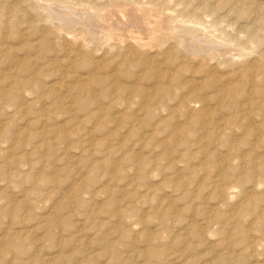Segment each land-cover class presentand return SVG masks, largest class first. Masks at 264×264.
I'll return each mask as SVG.
<instances>
[{"label":"rangeland","instance_id":"374dc122","mask_svg":"<svg viewBox=\"0 0 264 264\" xmlns=\"http://www.w3.org/2000/svg\"><path fill=\"white\" fill-rule=\"evenodd\" d=\"M0 1V61H2V63L0 62V253H4L3 257H1L2 254H0V264H28L29 262V264H95L96 262L97 264H110V262L111 264H160L157 261L161 262V264H173V262L174 264H190V262H192V259L194 262L196 260L198 261V259L200 260L198 261L199 263L193 262L194 264H205V262H210V264H226V262H224L225 260H231V262L232 260H235L233 263L230 262L231 264H235V262L236 264H239L241 262V264H248L249 252L252 250V247H250V245H248L247 243L249 242V244H251L250 238H252L253 241L258 242L264 239L262 238V233H259V231L264 232V227L255 226L256 228H254L253 230L251 229L250 231L248 230L249 232H246L243 227L240 228V225H238V228L233 227L235 225L234 223L236 222H233L235 219L238 222L242 220L243 223V220L245 219L242 217L236 218L234 213L239 210L241 206V204L239 203H243V199L245 202V198L247 197V195V199H251H249V201H252V198L255 197L256 199H253L254 201H257L255 202L256 205H261V207H264V186L260 185L253 191V189L251 190V187L249 186V184L251 183L249 181H246L247 184L244 183V185L246 186H242V184L240 188L242 191H244L245 189L247 191H251H246L247 194H245L246 192L242 194L240 193V188H236L237 192L233 194L232 198L220 196L218 192L215 191L218 188L226 189L233 185V183L230 181H225L224 183V180L221 179L222 172L219 170L220 168H223L224 166V168H229L231 165L236 164V162H240L243 165V161H240L241 158L242 160H250L249 162H252L256 158H258L257 160L264 159V146H261L264 145V143L261 142L262 137L259 136L260 139L258 138L261 141H254L256 140V138L252 136V134L250 135L251 132L248 134L247 131L248 127L256 129L257 131L263 130L261 129L263 123L262 120L260 122V119L255 116V113L254 116L252 115V112H257V110L259 111L261 109L264 112V94H261L264 93V75L262 77V73L264 74V69H262L263 72L262 70H259L261 74L259 72H256L257 76L255 80L257 79L258 81H254V84L251 83V85L246 84V87L244 85V87L242 86L244 89H253V94L249 98H251L250 101H257L255 104L258 106L251 105V110L248 115H245L244 113L240 114V112L236 111L238 110L237 105L245 103V99L240 98L241 100L237 99L238 103L233 108V111L229 109L222 110V108L220 107L226 104L227 101H223L224 103L221 102V106L218 107L220 102V100H218V96L222 95L218 94L219 92L215 90L217 87H214L215 83H213V80L214 82L216 80V82L219 81L222 83L223 79H225L222 84H229L227 85V88L233 87L234 85L236 86L237 83L240 82L235 75V71L239 67L236 68L235 65H222L221 67L212 69L213 64L211 62H209L208 64V61H200V56H197L195 52L199 47L208 45V41H199L198 37V39L192 42L196 45V48L191 46V44L190 46H188L189 48H176V52L174 51L175 49L171 51L175 56L171 52L167 54L155 55L159 51L151 47L148 48L149 53L145 52L143 53V55H139L138 59L132 54L129 55L128 53H125V51L121 49L120 52L118 49L116 51L111 50L106 53H104L105 51L97 50L98 53L93 51V55L90 57L89 55H91L92 52H89L91 54L84 51L83 52L85 54L76 52V46H74V44L71 42L72 40L69 38V33H72L73 31L75 32L77 29H81L85 26L88 28V30H91L90 27L91 24H93L92 22L94 21V19L91 18L88 12L80 8V6L96 4L103 7V4L107 2L106 0H86V2L84 0ZM115 1L121 2L119 0ZM138 1L139 4L141 3L140 6L139 4L138 6H131V4L129 5L131 6V8H134L135 11L141 12L144 8H147L146 5H148V1ZM160 1L166 5L164 7V11H162L161 13L162 15L159 16V20L165 15L172 14L175 10H177L175 12H178L179 8L177 7L178 9H176V7L173 6V3H178L177 0ZM224 1L228 2L227 5ZM239 1L202 0L205 11L202 10L203 13L199 14V17H202V20H205L206 23L211 22L212 20L214 21V19L216 22L218 20L220 21L218 23L219 30H225L228 33L230 32L234 34L236 33L238 26L245 25V19H242V17L239 16L238 19V17L234 15L235 13L233 9H231L234 4H246L244 5V8L246 6L247 7L245 9L249 7L246 11L252 18L256 17L259 19L261 17H264V5H262L264 4V0H261V2L260 0H250L251 3H249V0ZM16 2L19 3V5ZM213 2H215L216 4ZM257 2H259V8H257ZM192 3H194L195 5L197 2L195 0H192ZM209 3L213 5H211L212 7H209L207 11L206 8H208V6L210 5ZM253 3L256 5H254ZM61 4L64 6L62 7ZM76 4L77 7H75ZM129 5L126 8L130 7ZM218 6L220 7L219 9ZM174 8L175 10H173ZM105 9H107V11L105 10V12L107 13L110 12V9L116 10L115 7L113 9V7L109 8V6H105ZM66 12L68 13L66 14ZM11 13H14V15L11 16ZM253 13L256 15H254ZM109 14L110 16L115 15L114 12H110ZM70 15L72 16L70 17ZM150 15L153 20L157 19L155 12L151 11ZM64 17H66V19L68 17H70L71 19L73 17L74 18L72 20L70 18L66 20ZM75 17L79 18L76 19ZM235 18L239 21H236ZM83 20L86 22H84ZM67 21L72 22L69 24V22ZM73 22L76 23L74 24ZM48 23L51 25V27ZM59 24H61L64 28L59 27L61 26ZM71 24L73 29L71 28ZM78 24L81 26L78 27ZM226 24L228 28L227 30L224 29V25L226 27ZM255 24L257 25V23ZM29 26L30 28H28ZM57 26L58 28H60V30L55 31L57 30ZM68 27L69 30H67ZM92 27H94V25H92ZM52 28H54L55 30ZM63 29L68 31V34H65L66 32ZM55 32H58V35ZM63 34H65L68 38L64 37ZM255 34L256 37H261L262 39L264 37V31L262 30L260 33ZM68 40L71 42V44L70 42H68ZM211 41L210 44L212 45L209 44V46H206L211 47V52L216 53L218 51L221 52V49L223 50V48L219 47L220 44L218 41H216V43H214L213 40ZM214 45H216V47ZM4 47L6 48V50H4ZM7 47L9 48L7 49ZM179 50H181V52H179ZM183 50L185 53L183 52ZM100 55H104L102 57V59L104 58L102 61L105 63L102 64V66L104 67L99 66L97 69V66L91 63L95 61V59H101L98 57ZM178 56H180V58ZM78 57L80 58L78 59ZM106 58H109V61ZM120 58H122V60L126 62L124 63V66L123 61ZM145 58L146 60L143 61V59ZM128 59L130 64L128 63ZM175 59L177 60V63L175 62ZM81 60L84 62L82 63ZM131 60L132 62H130ZM149 60H151V63L149 62ZM147 62H149L150 64ZM87 63H89V65ZM132 63H135L136 66ZM14 64H16L17 66H15ZM139 64H141L140 69L138 68ZM206 64L207 70L205 69ZM68 65L74 68H69ZM82 65L86 66V69L85 67L82 68ZM111 65L113 66V68ZM126 65H130L129 67L131 68ZM103 68L109 70H104V72L102 71ZM144 68H146V70ZM243 69L242 67L240 68V70ZM212 70H214V72ZM97 71H100L101 73H97ZM117 71L121 74L117 73ZM129 71H131L130 74ZM107 72H109L108 74L110 75H108ZM201 72L202 74H200ZM84 73L89 75L86 79L87 81L85 80V87L83 84H81L83 85L85 90L81 85L78 86L75 83L77 79L75 78V76L78 77V74L82 75ZM139 73L141 76L139 75ZM145 73H147L148 75ZM149 73H151V75ZM205 73H207V75ZM91 74H94V77ZM126 74L128 75L126 76ZM258 74L260 75V77ZM106 75H108V79ZM159 75L161 77L156 78ZM165 75L169 76V79ZM137 76H139V78ZM145 76H149L148 79H146ZM216 76H218V78ZM99 77L101 78V80ZM134 78H137L138 80ZM207 79L211 80V85ZM230 79L234 83H231ZM97 80L100 83H98ZM102 80H105L104 83L102 82ZM20 81L25 83V86L21 83H19L18 85L15 84V82ZM107 81H109V83ZM28 82L30 83V85ZM106 82L107 84H105ZM170 82L175 83L172 84ZM136 84H139L140 88H144L145 90H139L140 88ZM110 85L111 89L108 87ZM123 85L129 88L126 87L127 89H123L127 92L125 91V93L122 95L123 91H121L120 89L124 88ZM161 85L163 86V89L165 88L164 91L167 92H164L163 89H161ZM76 86L78 87L76 88ZM114 87L117 90H112V88ZM242 87H240V89ZM105 88H107V90ZM237 88H239V86H237ZM170 89H172L171 92H169ZM259 89L261 91L258 92ZM28 90L30 91L28 92ZM192 90H194V92ZM15 91H17L16 93L19 94L14 93ZM24 91L26 92L25 94L23 93ZM120 91L121 94L118 93ZM256 91L258 92V94H256ZM160 92L162 94H159ZM132 93L134 94L132 95ZM135 93L142 94L139 97V94L138 96H134ZM144 93L147 97H150V95L152 94L153 96L158 94L157 96L159 98L157 101L154 100L153 102H151V100H153L151 99L153 98V96L151 98H147L144 97ZM194 93H198L196 96L198 100L202 101V103L200 102L199 104L198 102L196 105L192 103L194 101L192 100V98L195 96ZM130 95L134 98H132L133 100L131 99V101ZM160 97H162V99ZM190 98L191 100H188ZM143 99H149V101H145ZM24 100L26 102H24ZM169 100H171L172 103ZM181 102L182 106H186L188 104L186 107H184L185 109L180 106ZM232 105L234 106L233 103L230 106L233 107ZM187 108L190 109L186 110ZM196 108L198 109L195 110ZM148 109H151L153 113L151 112V110H149V112ZM168 109H172L171 112H169L170 110ZM178 109L180 111H178ZM202 111H204V114ZM206 111H208L210 115L206 116ZM195 113L198 115H196ZM161 114L163 115L161 116ZM181 114L184 116H182ZM191 116L192 118H190ZM232 116L236 117L233 118ZM194 117L196 120H194ZM244 117L245 119L242 120ZM248 117H250L251 119H248ZM193 122L196 123L192 124ZM228 123L230 126L226 127L225 125H228ZM187 126L188 128L185 130ZM239 126L244 127L242 129L240 127V130H238L239 128L237 129V127ZM218 129L219 132H216L218 131ZM178 130H180V132H178ZM181 130L183 131L182 133ZM222 130L225 134L222 133ZM209 132H211V134L208 136ZM177 133L181 134L178 135ZM219 133H222L223 136ZM246 136L251 137L253 140ZM208 137L210 139H208ZM2 138H4V140ZM225 138H228L227 141ZM186 140L188 141V143ZM258 146H260L261 148ZM235 147L237 150L234 149ZM238 147H240V149ZM230 150H232L231 154ZM249 152H251L253 156ZM227 153L230 155H227ZM248 153L250 156L248 155ZM221 157L223 158V160H221ZM210 159H212V161ZM216 161H218L219 163ZM223 161L225 162V164ZM220 162L222 165H224L222 166ZM228 162L232 164L230 165L228 164ZM218 164L220 166H218ZM208 165H211L209 166L211 168H208ZM141 166L142 168H145L142 169ZM243 166L241 167L246 169L247 166L245 164ZM207 168L209 170H207ZM209 171H212V173ZM239 172H236L235 176L241 177V173ZM213 179H215V181H213ZM258 179L260 178L258 175H256V177H254V180L259 181ZM42 180L45 182H42ZM43 184L45 185L43 186ZM219 185L223 187H220ZM255 190L257 191L255 192ZM221 197L222 199H220ZM261 198L263 201L261 200ZM226 200L229 203L226 202ZM221 202H223L222 206H220V204H222ZM219 206L222 208H220ZM198 209L200 211H197ZM216 211L218 212V215ZM214 213H216V215ZM213 215H215L214 219H219L217 221L212 219ZM231 219H233L232 222H230ZM189 222L191 224H189ZM224 223H226V225ZM223 225L226 226L229 230L226 227L224 228ZM192 226H196V228H192ZM197 227L199 228L198 230ZM185 228H187V230ZM190 228L194 231H191ZM48 229L52 231L50 232ZM2 230L4 233L2 232ZM4 230L6 231V233ZM253 231H255V233ZM29 232L35 235L29 236L32 235L31 233L28 234ZM200 232L202 235L200 234ZM257 232L258 235L256 234ZM226 233H228V235ZM9 234L11 236H8ZM240 234H242V236ZM56 235L57 237H55ZM2 236L3 238H1ZM226 236L228 238L230 236L231 239L228 240ZM14 237L18 240L22 238L23 239L22 241H18ZM31 237L34 238L31 239ZM36 237L37 239H35ZM59 237H61V239ZM34 239L36 240L37 244L35 243ZM153 239L157 240V242L154 240V243V241H152ZM41 240L43 242L45 241V243H43ZM67 240L68 242L69 240L71 242H69L68 244ZM83 241H85L86 243ZM114 241L115 244L119 242V246H117V244L115 245L113 243ZM176 241H178L177 243L179 245H174ZM150 242H153V245ZM15 243L18 244V247ZM32 243L33 245H31ZM58 243L59 245L61 244L62 247H60L61 245L59 246ZM76 243L79 245V247H75V245H77ZM149 243L151 244V246ZM133 244L136 246H134ZM182 244H184L186 247H182ZM238 244H246L249 248H247L246 245L239 246ZM22 245L24 246L22 247ZM34 245L35 248L33 247ZM105 245L107 248L105 247ZM15 246L18 250L15 248ZM40 246L42 248H40ZM57 246H59V248ZM193 246L196 250L193 248ZM24 247L27 253H24L26 252L24 250ZM32 247L34 248V250H36V252ZM63 247L64 249H61ZM117 247L120 249V251ZM76 248H78V254L76 253ZM151 248H154L155 250H152ZM161 248L165 249L164 251L166 252V254ZM106 249L109 253L106 252ZM158 249L159 251L157 252L156 250ZM129 250H131L132 252ZM160 250L162 251L160 252ZM166 250L168 251V253ZM228 250L232 251H230V253L228 252L229 254L237 255L232 257L235 259H232L231 256L226 253ZM22 251H24L23 254L21 253ZM116 251H118V254ZM153 251L155 253H153ZM84 252L86 254L91 253V255L88 256V254L86 255ZM171 252H173L174 256ZM180 252H182V254ZM183 252L187 253L183 254ZM152 253L153 255H151ZM36 254L38 255L36 256ZM82 254L86 256L84 257ZM21 255L25 256L23 257ZM41 255L42 257H40ZM223 255L225 257L229 255V257L225 258ZM68 256L70 257L69 260ZM179 256H181L180 259ZM187 256L188 259H185L187 258ZM43 257H45V259ZM95 257L98 261H96ZM123 257L125 258L123 259ZM131 257H133V259H131ZM148 257H150V261L148 260ZM151 257L153 262L151 261ZM38 258L40 259V261ZM110 258L112 259V261L109 260ZM153 258H155V260ZM88 259H91L92 263L90 262L91 260L89 261ZM172 259H174L173 262H171ZM60 260L64 263H60ZM113 260L115 261V263L113 262ZM212 260L214 261V263L212 262ZM258 260L259 262H255L256 264H264L262 258ZM228 262L229 261H227V263Z\"/></svg>","mask_w":264,"mask_h":264},{"label":"bare ground","instance_id":"6f19581e","mask_svg":"<svg viewBox=\"0 0 264 264\" xmlns=\"http://www.w3.org/2000/svg\"><path fill=\"white\" fill-rule=\"evenodd\" d=\"M4 1V0H3ZM12 1V0H11ZM17 1V0H16ZM21 1V0H20ZM57 1V0H56ZM63 1H65V0H63ZM85 2H86V0H84ZM95 1V0H94ZM107 2H105L103 5V7L102 6H98V5H96V4H88V2H87V4L88 5H85V6H83L82 4V6H80L78 3V5L80 6V8H82V9H84L86 12H88V14L91 16V18H93L94 19V21L92 22L93 24H91V30H88V28L85 26V27H83V28H81V29H77L75 32L73 31L72 33H69V38L72 40L71 42L74 44V46H76V52H79L80 54L81 53H84V52H92V54L91 53H89V54H91V55H89L90 57L93 55V51H95V52H97V50L98 51H105L104 53H106V52H109V51H111V50H119V52H120V49L121 50H124L125 51V53H128L129 55L130 54H132L133 56H135V57H137V59H138V56L139 55H143V53H145V52H148V48H155V49H157L159 52L158 53H156L155 55H157V54H167V53H170L171 51H173L174 49V51L176 52V48H179L180 49V47H188V46H190V44H191V46H193V47H195L196 45L194 44V43H192V42H194L196 39H198V37H199V41L200 40H202V41H208L209 42V44H210V41L211 40H213L214 41V43H216V41H218L219 42V47L220 48H223V50L221 49V52L220 51H218V52H211L210 50H211V47H206V46H209V44L208 45H203L202 47H199L197 50H196V54H197V56H200V61L202 60L203 62L204 61H208V64H209V62H211L212 64H213V68L212 69H215L216 67H221L222 65H227V66H230V65H235L236 66V68L237 67H239L236 71H235V75L237 76V79L241 82H236L237 83V85L235 86H233V87H229V88H227V85H229V84H227V85H223L222 83L224 82V80L225 79H223V82L221 83V82H216V80H215V82H214V80H213V83H215V85H214V87H217L215 90L217 91V92H219L218 94H221L222 96H218V100H220V102H219V105H218V103H217V105H218V107H220L221 106V102H223V101H227V103L226 104H224V105H222L220 108H222V110H232L233 111V108L237 105V99H240V98H244L245 100H244V102L245 103H242V104H240V105H237V107H238V110H236V111H238V112H240V114L241 113H244L245 115H248V113L250 112V110H251V108H250V106L251 105H255V106H258V105H256L255 103L257 102H254L253 100V102L252 101H250V99L251 98H249V97H251L252 96V94H253V89L252 90H248V89H244L243 87L245 86L246 87V84H250L251 85V83H253L254 81L256 82V80H255V78H256V76H257V74H256V72L258 73L259 72V70H262V69H264V37H263V39L261 38V37H256V34L255 33H260L261 32V30L262 31H264V17L262 18H252L251 16H250V14H248L247 13V9L249 8H247V9H245L244 8V5H246V4H242V5H239V4H234L232 7H231V9H233V11H234V15L235 16H239V17H242V19H245V25H243V26H238L237 27V31H236V33L234 34V33H228V32H226L225 30H219L218 29V23L220 22V21H218L217 20V18H216V20H217V22L215 21V19H214V21L212 20L211 22H208V23H206V21L204 22L203 20H202V17L200 18L199 16V14H202L203 12H202V10L203 11H205L204 10V7H203V3H202V0H195L197 3L194 5V3H192V0H177L178 1V3L177 4H175V3H173V6L174 7H176V9H178V12H175V11H177V10H175V8L173 9V10H175V11H173V10H171V11H173V13L172 14H168V15H163L164 17L163 18H160V20H159V16L160 15H162L161 13H162V11H164V7H165V5L166 4H164V3H162L160 0H146V1H148V5H146L147 6V8H144L141 12H137V11H135V9L134 8H131V6H135V5H137L138 6V4H139V1L138 0H119V1H121V2H116L115 0H106ZM167 1V0H166ZM174 1V0H173ZM223 1V0H222ZM228 1V0H227ZM231 1V0H230ZM239 1V0H238ZM247 1V0H246ZM258 1V0H257ZM1 2V1H0ZM10 2V1H9ZM14 2V1H13ZM46 2V1H45ZM49 2V1H48ZM62 2V1H61ZM60 2V3H61ZM70 2V1H69ZM83 2V1H82ZM170 2V1H169ZM224 2H226V1H224ZM239 2H241V1H239ZM260 2H261V0H260ZM17 3V2H16ZM26 3V2H25ZM34 3V2H33ZM50 3H51V1H50ZM63 3V2H62ZM171 3V2H170ZM206 3V2H205ZM213 3H215V2H213ZM227 3L228 2H226L225 4L227 5ZM235 3V2H234ZM237 3V2H236ZM243 3H245V2H243ZM249 3H251L250 2V0H249ZM258 3L259 2H257V5H258ZM263 3V2H262ZM18 5H19V3H17ZM43 4H45V3H43ZM48 4V3H47ZM72 4V3H71ZM77 4L75 5V7H77ZM99 4V3H98ZM129 4H131V6L129 5ZM141 4V3H140ZM140 4H139V6H140ZM210 4V3H209ZM216 4V3H215ZM217 4H218V1H217ZM224 4V3H223ZM254 4V3H253ZM28 5V4H27ZM35 5V4H34ZM49 5V4H48ZM62 5V4H61ZM69 5V4H68ZM73 5V4H72ZM102 5V4H101ZM130 6V7H128V8H126L127 6ZM205 5V4H204ZM208 5V4H207ZM211 5H213V4H210L209 6H208V8H206L207 9V11H208V9H209V7H212ZM226 5H224V6H226ZM254 5H256V4H254ZM260 5H261V3H260ZM262 5H264V4H262ZM10 6V5H9ZM17 6V5H16ZM64 5H62V7H63ZM105 6H109V8H112L113 7V9H114V7L116 8V10H112V9H110V12L111 13H113L114 12V14L115 15H112V16H110V12L109 13H107V12H105V10L107 11V9H105ZM223 6V5H222ZM229 6V5H228ZM51 7V6H50ZM61 7V6H60ZM66 7V6H65ZM67 7H69V6H67ZM74 7V8H75ZM178 7V8H177ZM214 7V6H213ZM13 8V7H12ZM220 7L218 6V9H219ZM225 8V7H224ZM227 8V7H226ZM257 8H259V5L257 6ZM16 9V8H15ZM25 9V8H24ZM34 9V8H33ZM39 9H40V7H39ZM61 9V8H60ZM78 9V8H77ZM210 9H212V8H210ZM222 9H223V7H222ZM254 9V8H253ZM256 9V8H255ZM263 9V8H262ZM261 9V10H262ZM10 10V9H9ZM112 10V11H111ZM168 10V9H167ZM257 10V9H256ZM255 10V11H256ZM19 11V10H18ZM20 11H22V10H20ZM24 11V10H23ZM34 11V10H33ZM76 11H78V10H76ZM85 11H84V13H85ZM155 12L156 13V16H157V19L156 20H153L152 19V17H151V15H150V12ZM264 11V10H263ZM262 11V12H263ZM36 12V11H35ZM34 12V13H35ZM58 12V11H57ZM166 12V11H165ZM17 13V12H16ZM46 13V12H45ZM68 12H66V14H67ZM72 13V12H71ZM79 13H81V12H79ZM78 13V14H79ZM83 13V14H84ZM164 13V12H163ZM210 13V12H209ZM212 13V12H211ZM260 13V12H259ZM264 13V12H263ZM44 14V13H43ZM74 14V13H73ZM77 14V13H76ZM75 14V15H76ZM213 14H214V12H213ZM227 14V13H226ZM254 14V13H253ZM12 15H14V13L12 14L11 13V16ZM74 15V16H75ZM87 15V14H86ZM86 15H84V16H86ZM205 15V14H204ZM254 15H256V14H254ZM257 15H258V13H257ZM263 15V14H262ZM10 16V17H11ZM50 16V15H49ZM72 15H70V17H71ZM78 16V15H77ZM80 16V15H79ZM9 17V18H10ZM45 17H47V16H45ZM70 17H68V18H70ZM234 17V16H233ZM236 17V18H237ZM239 17H238V19H239ZM8 18V17H7ZM41 18V17H40ZM43 18V17H42ZM63 18V17H62ZM65 19H66V17H64ZM67 18V19H68ZM74 18V17H73ZM72 18V19H73ZM76 18V17H75ZM77 18H79V17H77ZM76 18V19H77ZM87 18V17H86ZM111 18V19H110ZM154 18V17H153ZM236 18H235V20H236ZM4 19V18H3ZM66 19V20H67ZM71 19V18H70ZM71 19V20H72ZM76 19H74V20H76ZM82 19H83V15H82ZM90 19V18H89ZM92 19V20H93ZM208 19V18H207ZM212 19V18H211ZM64 20V19H63ZM224 20V19H223ZM13 21V20H12ZM59 21V20H58ZM79 21V20H78ZM78 21H76V22H78ZM84 21V20H83ZM226 21V20H225ZM236 21H239V20H236ZM3 22V21H2ZM8 22V21H7ZM25 22V21H24ZM60 22V21H59ZM65 22V21H64ZM67 22H69V21H67ZM72 21H70L69 22V24L71 23ZM75 22V23H76ZM81 22V21H80ZM84 22H86V21H84ZM87 22H90V21H87ZM240 22H242V21H240ZM4 23H6V22H4ZM10 23V22H9ZM15 23V22H14ZM58 23V22H57ZM57 23H55V24H57ZM74 23V22H73ZM74 23V24H75ZM234 23V22H233ZM243 23V24H244ZM255 23H257V25L255 24ZM6 24H8V23H6ZM26 24V23H25ZM43 24V23H42ZM49 24V23H48ZM54 24V25H55ZM62 24V23H61ZM61 24H59V25H61ZM68 24V25H69ZM222 24V23H221ZM220 24V25H221ZM223 24H225V23H223ZM3 25H5V24H3ZM17 25V24H16ZM50 25V24H49ZM64 25V24H63ZM79 25V24H78ZM92 25H94V27H92ZM56 26V25H55ZM66 26V25H65ZM70 26V25H69ZM81 25H79L78 27H80ZM88 26H89V24H88ZM236 26V25H235ZM23 27V26H22ZM35 27H37V26H35ZM47 27V26H46ZM50 27H51V25H50ZM59 27H63L62 25L61 26H59ZM67 27V26H66ZM77 27V28H78ZM222 27V26H221ZM230 27V26H229ZM5 28H7V27H5ZM21 28V27H20ZM28 28H30V26L28 27ZM33 28V27H32ZM56 28V27H55ZM64 28V27H63ZM71 28H72V24H71ZM38 29V28H37ZM52 29H54V28H52ZM66 29V28H65ZM73 29V28H72ZM221 29H223V28H221ZM224 29H228L227 28V24H226V27H225V25H224ZM29 30V29H28ZM45 30V29H44ZM55 30V29H54ZM58 30H60V28H58V26H57V30H55V31H58ZM64 30V29H63ZM67 30H69V27H68V29ZM17 31V30H16ZM30 31V30H29ZM62 31V30H61ZM65 32H63V33H65V34H68L67 32L68 31H66V30H64ZM31 32V31H30ZM14 33H15V31H14ZM53 33H54V31H53ZM56 33V32H55ZM58 33V32H57ZM56 33V34H57ZM44 34V33H43ZM65 34H63L64 35V37H66V35ZM58 35V34H57ZM23 36H24V34H23ZM60 36V35H59ZM200 36H202V37H200ZM203 36H205V37H203ZM262 36V35H261ZM264 36V35H263ZM5 37V36H4ZM11 37V36H10ZM9 37V38H10ZM20 37H22V36H20ZM2 38V37H1ZM25 38H26V36H25ZM66 38H68V37H66ZM261 40H260V39ZM4 39V38H3ZM17 39V38H16ZM23 39V38H22ZM38 39H40V38H38ZM210 40V41H209ZM3 41V40H2ZM55 42V41H54ZM62 42V41H61ZM68 42H70L69 40H68ZM71 42H70V44H71ZM212 42V41H211ZM217 42V43H218ZM51 43V42H50ZM6 44V43H5ZM31 44V43H30ZM65 44V43H64ZM68 44V43H67ZM194 44V45H193ZM197 44V43H196ZM7 45V44H6ZM63 45V44H62ZM69 45V44H68ZM198 45H200V44H198ZM210 45H212V44H210ZM217 45V46H218ZM5 46V45H4ZM32 46V45H31ZM67 46V45H66ZM215 47H216V45H214ZM1 47V46H0ZM218 47V48H219ZM5 48V47H4ZM9 47H7V49H8ZM47 48V47H46ZM189 48V47H188ZM196 48V47H195ZM3 49V48H2ZM1 49V50H2ZM30 49V48H29ZM33 49V48H32ZM183 49V48H182ZM4 50H6V48L4 49ZM71 50H73V49H71ZM3 51V50H2ZM36 51V50H35ZM61 51V50H60ZM68 51V50H67ZM84 51V52H83ZM1 52V51H0ZM5 52V51H4ZM47 52V51H46ZM52 52V51H51ZM76 52H74V53H76ZM157 52V51H156ZM179 52H181V50H179ZM183 52H184V50H183ZM192 52V51H191ZM74 53H72V54H74ZM98 53V52H97ZM115 53V52H114ZM114 53H112V54H114ZM149 53V52H148ZM147 53V54H148ZM172 53V52H171ZM185 53V52H184ZM72 54H69V55H72ZM79 54V55H80ZM85 54V53H84ZM87 54V53H86ZM102 54H103V52H102ZM122 54V53H121ZM173 54V53H172ZM68 55V56H69ZM77 55V54H76ZM78 55V56H79ZM88 55V54H87ZM117 55V54H116ZM118 55H119V53H118ZM159 55H158V57H159ZM170 55V54H169ZM174 55V54H173ZM178 55H179V53H178ZM181 55V54H180ZM183 55V54H182ZM218 55V56H217ZM84 56V55H83ZM101 56V55H100ZM98 56L99 58H101V59H95V61H93L91 64H94L95 66H97V69H98V67L100 66V67H104V66H102V64H104L105 62H103L102 60L104 59H102V57L104 56ZM124 56V55H123ZM164 56V55H163ZM175 56V55H174ZM70 57V56H69ZM68 57V58H69ZM73 57H75V56H73ZM72 57V58H73ZM108 57H109V55H108ZM116 57V56H115ZM130 57V56H129ZM156 57V56H155ZM173 57V56H172ZM179 58H180V56H178ZM177 57V58H178ZM182 57V56H181ZM195 57V56H194ZM80 57H78V59H79ZM96 58H97V56H96ZM114 58V57H113ZM146 58H148V57H146ZM146 58L145 59H143V61L144 60H146ZM171 58V57H170ZM175 58V57H174ZM183 58V57H182ZM181 58V59H182ZM77 59V58H76ZM75 59V60H76ZM84 59V58H83ZM85 59H86V57H85ZM108 61H109V58H106ZM110 59H112V58H110ZM119 59V58H118ZM121 60H122V58H120ZM127 59V58H126ZM132 59H133V57H132ZM136 59V58H135ZM162 59V58H161ZM164 59V58H163ZM169 59V58H168ZM172 59V58H171ZM94 60V59H93ZM134 60V59H133ZM139 60H140V58H139ZM167 60V59H166ZM166 60H165V62H166ZM188 60H189V58H188ZM221 60V61H220ZM43 61V60H42ZM77 61V60H76ZM82 61V60H81ZM92 61V60H91ZM114 61V60H113ZM123 61V60H122ZM151 60H149V62H150ZM168 61H170V60H168ZM174 61V60H173ZM177 60L175 59V62H176ZM190 61H191V59H190ZM1 63H2V61H0ZM84 61H82V63H83ZM90 62V61H89ZM107 62V61H106ZM116 62V61H115ZM121 62V61H120ZM130 62H132V60L130 61ZM134 62H135V60H134ZM149 62H147V63H149ZM172 62V61H171ZM181 62V61H180ZM196 62V61H195ZM194 62V63H195ZM198 62V61H197ZM73 63V62H72ZM77 63V62H76ZM75 63V64H76ZM81 63V62H80ZM124 63H126V62H124L123 61V66L125 65ZM128 63H129V59H128ZM151 63V62H150ZM149 63V64H150ZM164 63V62H163ZM173 63V62H172ZM177 63V62H176ZM74 64V63H73ZM86 64V63H85ZM88 65H89V63H87ZM111 64H113V63H111ZM119 64H121V63H119ZM130 64V63H129ZM133 65L135 64V63H132ZM143 64V63H142ZM145 64V63H144ZM160 64H161V62H160ZM171 64V63H170ZM175 64V63H174ZM184 64V63H183ZM15 66H17L16 64H14ZM77 65V64H76ZM146 65V64H145ZM152 65H153V63H152ZM158 65V64H157ZM166 65V64H165ZM178 65V64H177ZM185 65V64H184ZM183 65V66H184ZM187 65V64H186ZM1 66V65H0ZM69 66V68L70 67H72V66H70V65H68ZM95 66H93V67H95ZM112 66V65H111ZM111 66H109V67H111ZM114 66H119V65H114ZM126 66H128V65H126ZM130 66V65H129ZM128 66V67H129ZM135 66H136V64H135ZM148 66V65H147ZM167 66V65H166ZM202 66H203V63H202ZM205 66V65H204ZM82 68L83 67H85V69H86V66H81ZM89 67V66H88ZM140 67H141V64H139L138 65V68L140 69ZM143 67V66H142ZM155 67H157V66H155ZM179 67V66H178ZM181 67V66H180ZM200 67V66H199ZM211 67V66H210ZM242 67V69L243 70H240V68ZM72 68H74V67H72ZM112 68H113V66H112ZM120 68H122V67H120ZM126 68V67H125ZM124 68V69H125ZM129 68H131V67H129ZM147 68V67H146ZM146 68H144L145 70H146ZM149 68V67H148ZM184 68V67H183ZM228 68V67H227ZM226 68V69H227ZM93 69V68H92ZM138 69V70H139ZM143 69V70H144ZM153 69H155V68H153ZM170 69V68H169ZM206 70H207V64H206V68H205ZM205 69H204V71H205ZM220 69V68H219ZM10 70V69H9ZM8 70V71H9ZM83 70V69H82ZM95 70V69H94ZM100 70V69H99ZM108 71V70H106V69H104L103 68V70L102 71ZM116 70V69H115ZM129 70H131V69H129ZM166 70V69H165ZM174 70V69H173ZM177 70V69H176ZM184 70V69H183ZM211 70V69H210ZM222 70V69H221ZM233 70H234V68H233ZM85 71V70H84ZM96 71V70H95ZM104 71V72H105ZM120 71H123V70H120ZM148 71H150V70H148ZM155 71V70H154ZM213 72H214V70H212ZM93 72V71H92ZM98 72H100V71H97V73ZM110 72V71H109ZM109 72H107V74L109 73ZM114 72V71H113ZM130 72L131 71H129V74H130ZM134 72V71H133ZM143 72V71H142ZM173 72V71H172ZM217 72V71H216ZM233 72V71H232ZM231 72V73H232ZM262 72H263V70H262ZM1 73V72H0ZM4 73V72H3ZM101 73V72H100ZM111 73H112V71H111ZM117 73H119L118 71H117ZM127 73V72H126ZM148 73V72H147ZM147 73H145V74H147ZM180 73V72H179ZM260 73V72H259ZM31 74H34V73H31ZM36 74V73H35ZM95 74H96V72H95ZM104 74V73H103ZM114 74V73H113ZM112 74V75H113ZM119 74H121V73H119ZM150 75H151V73H149ZM200 74H202V72L200 73ZM206 75H207V73H205ZM256 74V75H255ZM261 74V73H260ZM77 75V74H76ZM92 75V74H91ZM94 75V74H93ZM92 75V76H93ZM99 75V74H98ZM108 75H110V74H108ZM108 75H106L107 76V79H108ZM128 74H126V76H127ZM131 75H132V73H131ZM139 75H140V73H139ZM148 75V74H147ZM146 75V76H147ZM153 75V74H152ZM179 75V74H178ZM210 75H212V74H210ZM224 75V74H223ZM233 75V74H232ZM234 75V76H235ZM259 75V74H258ZM263 73H262V77H263ZM89 75L88 74H86V73H84V74H82V75H79L78 74V77L77 76H75V78H77L76 79V81H75V83L79 86V85H81V84H83L84 85V83H85V80L87 79V77H88ZM102 76V75H101ZM141 76V75H140ZM145 76V77H146ZM166 76V75H165ZM234 76H233V78H234ZM94 77V76H93ZM105 77V76H104ZM103 77V78H104ZM111 77V76H110ZM116 77H118V76H116ZM131 77V76H130ZM129 77V78H130ZM133 77H134V75H133ZM138 78H139V76H137ZM149 77V76H148ZM148 77H146V79H148ZM161 76L159 75L158 77H156V78H160ZM166 77H168V79H169V76H166ZM171 77V76H170ZM176 77V76H175ZM217 78H218V76H216ZM221 77H222V75H221ZM224 77V76H223ZM228 77V76H227ZM226 77V78H227ZM259 77H260V75H259ZM30 78H31V76H30ZM91 78V77H90ZM100 78V77H99ZM143 78V77H142ZM155 78V77H154ZM165 78V77H164ZM177 78H179V77H177ZM192 78V77H191ZM225 78V77H224ZM230 78V77H229ZM228 78V79H229ZM6 79V78H5ZM20 79V78H19ZM51 79V78H50ZM134 79H137V78H134ZM145 79V78H144ZM168 79H166V80H168ZM181 79V78H180ZM211 79V78H210ZM263 79V78H262ZM72 80H73V78H72ZM100 80H101V78H100ZM138 80V79H137ZM136 80V81H137ZM141 80V79H140ZM157 80V79H156ZM162 80H164V79H162ZM170 80H172V79H170ZM176 80H178V79H176ZM208 80V79H207ZM212 80V79H211ZM211 80H208V82H210ZM219 80V79H218ZM237 80V81H238ZM259 80H261V79H259ZM17 81V80H16ZM23 81H25V80H23ZM29 81V80H28ZM87 81V80H86ZM105 81V80H104ZM104 81L102 80V82L104 83ZM110 81V80H109ZM109 81H107L108 83H109ZM112 81H113V79H112ZM115 81V80H114ZM131 81V80H130ZM135 81V80H134ZM160 81V80H159ZM227 81V80H226ZM230 81H231V83L233 82L231 79H230ZM235 81H236V79H235ZM258 81V80H257ZM59 82V81H58ZM71 82V81H70ZM69 82V83H70ZM97 82H98V80H97ZM96 82V83H97ZM107 82L105 83V84H107ZM176 82V81H175ZM175 82H173V83H175ZM179 82V81H178ZM199 82V81H198ZM263 82V81H262ZM19 83H21V84H23L24 86H25V83H23V82H15V84H19ZM29 83V82H28ZM92 83V82H91ZM98 83H100V82H98ZM129 83V82H128ZM141 83V82H140ZM157 83H160V82H157ZM168 83V82H167ZM170 83H172V82H170ZM172 83V84H173ZM184 83H186V82H184ZM193 83V82H192ZM211 83L212 82H210V85H211ZM234 83V82H233ZM235 83V84H236ZM259 83V82H258ZM116 84V83H115ZM163 84V83H162ZM182 84V83H181ZM180 84V85H181ZM206 84V83H205ZM254 84V83H253ZM260 84V83H259ZM264 84V83H263ZM6 85H8V84H6ZM16 85V86H17ZM28 85V84H27ZM26 85V86H27ZM29 85H30V83H29ZM83 85H81L82 86V88L84 89V87H85V85H84V87H83ZM95 85V84H94ZM100 85V84H99ZM104 85V84H103ZM113 85H114V83H113ZM119 85V84H118ZM117 85V86H118ZM129 85V84H128ZM137 85V84H136ZM160 85V84H159ZM166 85V84H165ZM175 85H177V84H175ZM210 85H209V87H210ZM232 85V84H231ZM230 85V86H231ZM244 85V86H243ZM52 86V85H51ZM73 86V85H72ZM78 86H76V88L78 87ZM124 86V85H123ZM137 86H139V84L137 85ZM162 86V85H161ZM167 86V85H166ZM182 86V85H181ZM237 86H239V88H237ZM243 86V87H242ZM20 87V86H19ZM50 87V86H49ZM55 87V86H54ZM110 89H111V85L110 86H108ZM113 87V86H112ZM121 87V86H120ZM127 86H124V88H122V89H120L121 91H123L122 92V95L125 93V91L123 90V89H125ZM133 87V86H132ZM165 87V86H164ZM205 87V86H204ZM240 87H242L241 89H240ZM251 87V86H250ZM21 88H22V86H21ZM24 88H27V87H24ZM31 88V87H30ZM73 88H75V87H73ZM80 88V87H79ZM108 88V89H109ZM127 88H129V87H127ZM126 88V89H127ZM139 88H140V86H139ZM172 88V87H171ZM175 88V87H174ZM173 88V89H174ZM193 88V87H192ZM212 88H213V86H212ZM211 88V89H212ZM249 88V87H248ZM18 89V88H17ZM106 90H107V88H105ZM109 89V90H110ZM115 89V87L114 88H112V90H114ZM143 89V91L145 90L144 88H142ZM141 88L139 89V90H142ZM150 89V88H149ZM159 89V88H158ZM161 89H163V86H162V88ZM165 89V88H164ZM164 89H163V91H164ZM169 89V88H168ZM208 89V88H207ZM264 89V88H263ZM262 89V90H263ZM85 90V89H84ZM115 90H117V89H115ZM131 90V89H130ZM138 90V91H139ZM160 90V89H159ZM171 90L172 89H170L169 90V92H171ZM200 90H201V88H200ZM203 90V89H202ZM209 90V89H208ZM207 90V91H208ZM257 90V89H256ZM26 91V90H25ZM23 92L24 94L27 92ZM30 90H28V92H29ZM82 91V90H81ZM80 91V92H81ZM111 91V90H110ZM121 91L120 92H118V93H120L121 94ZM133 91V90H132ZM137 91V92H138ZM193 92H194V90H192ZM259 91H261L260 89L258 90V92ZM264 91V90H263ZM262 91V92H263ZM17 91H15L14 93H16ZM20 92V91H19ZM84 92V91H83ZM116 92V91H115ZM127 92V91H126ZM162 92V91H161ZM159 93V94H162V93ZM164 92H167V91H164ZM191 92V91H190ZM198 92H200V91H198ZM257 92V91H256ZM258 92L256 93V94H258ZM114 93V92H113ZM192 93V92H191ZM16 94H19V93H16ZM20 94H21V92H20ZM24 94H23V96H24ZM83 94V93H82ZM105 94V93H104ZM112 94V93H111ZM134 93H132V95H133ZM139 94V93H138ZM138 94H136L135 93V95L134 96H138ZM141 94L142 93H140L139 94V97L141 96ZM152 94V93H151ZM168 94V93H167ZM171 94H173V93H171ZM195 94V93H194ZM198 94V93H197ZM197 94H195V96L192 98V100H194L192 103H194L195 105L199 102V104H200V102L202 103V101H200V100H198V98H197ZM211 94H212V92H211ZM214 94H216V93H214ZM256 94H255V96H256ZM261 94H264V93H261ZM22 95V94H21ZM117 95V94H116ZM149 95V94H148ZM158 94H156L155 96H153V94L152 95H150V97H147L146 95H145V93H144V97H147V98H151L152 96H153V98H151V99H153V100H151V102H153L154 100L155 101H157L158 100V96H157ZM192 95V94H191ZM190 95V96H191ZM11 96V95H10ZM14 96V95H13ZM16 96V95H15ZM115 96V95H114ZM118 96V95H117ZM117 96H116V98H117ZM143 96V95H142ZM211 96V95H210ZM212 96H214V95H212ZM130 97H131V95H130ZM155 97V98H154ZM163 97V96H162ZM162 97H160L161 99H162ZM167 97H169V96H167ZM199 97V96H198ZM221 97V98H220ZM13 98V97H12ZM15 98V97H14ZM18 98V97H17ZM127 98V97H126ZM133 97H131L130 98V101H131V99H132ZM166 98V97H165ZM212 98V97H211ZM216 98H217V95H216ZM19 99V98H18ZM128 99V98H127ZM134 99V98H133ZM132 99V100H133ZM140 99V98H139ZM167 99V98H166ZM254 99V98H253ZM14 100V99H13ZM27 100H29V99H27ZM80 100V99H79ZM82 100V99H81ZM85 100V99H84ZM143 100H145V99H143ZM163 100H165V99H163ZM172 100V99H171ZM171 100H169L171 103H172V101ZM182 100V99H181ZM180 100V101H181ZM188 100H191V98L190 99H188ZM198 100V101H197ZM241 100V99H240ZM239 100V101H240ZM16 101H17V99H16ZM86 101V100H85ZM145 101H149V99H147V100H145ZM144 101V102H145ZM168 101V100H167ZM174 101V100H173ZM184 101V100H183ZM203 101H204V99H203ZM259 101H261V100H259ZM258 101V102H259ZM12 102V101H11ZM13 102H15V101H13ZM24 102H26L25 100H24ZM32 102V101H31ZM71 102V101H70ZM117 102V101H116ZM164 102H166V101H164ZM163 102V103H164ZM186 102V101H185ZM190 102V101H189ZM17 103H19V102H17ZM120 103V102H119ZM134 103V102H133ZM146 103V102H145ZM159 103V102H158ZM175 103V102H174ZM224 103V102H223ZM234 104V106L233 107H231L230 105L231 104ZM253 103V104H252ZM168 104H170V103H168ZM185 104V103H184ZM208 104V103H207ZM162 105V104H161ZM173 105V104H172ZM188 105V104H187ZM186 105V106H187ZM203 105V104H202ZM178 106V105H177ZM180 106H182V102H181V105ZM185 105L184 106H182L183 107V109H185L184 107H186ZM201 106V105H200ZM204 106V105H203ZM260 106V105H259ZM181 107V108H182ZM261 107V106H260ZM259 107V108H260ZM264 107V106H263ZM262 107V108H263ZM162 108V107H161ZM168 108V107H167ZM180 108V107H179ZM190 108H192V107H190ZM190 108H187L186 110H188V109H190ZM207 108V107H206ZM253 108V107H252ZM258 108V109H259ZM163 109V108H162ZM174 109V108H173ZM198 108H196L195 110H197ZM209 109V108H208ZM254 109V108H253ZM147 110V109H146ZM149 110H151V109H148V111ZM168 110H170L169 112H171V110L172 109H168ZM168 110H167V112H168ZM211 110H213V109H211ZM217 110H220V109H217ZM147 111V112H148ZM166 111V110H165ZM164 111V112H165ZM178 111H180L179 109H178ZM177 111V112H178ZM216 111V110H215ZM214 111V112H215ZM253 111V110H252ZM150 112V111H149ZM151 112L153 113V111L151 110ZM166 112V113H167ZM176 112V111H175ZM203 112V114H204V111H202ZM222 112V111H221ZM160 113H162V112H160ZM173 113V112H172ZM180 113H182V112H180ZM211 113H212V111H211ZM215 113H217V112H215ZM254 113H255V116L257 117V118H259L260 120V122H261V120H262V128L261 129H263V130H260V131H257L256 129H253V128H247V131H248V134L250 133V135L252 134V136H254L255 138H256V140H254V141H261V140H259L260 138H259V136L260 137H262V141L261 142H263L264 143V112L262 111V109L261 110H257V112H252V115L254 116ZM193 114V113H192ZM191 114V115H192ZM196 114V113H195ZM200 114V113H199ZM218 114V113H217ZM221 114V113H220ZM152 115V114H151ZM156 115V114H155ZM158 115H160V114H158ZM157 115V116H158ZM163 114H161V116H162ZM177 115V114H176ZM182 115V114H181ZM190 115V114H189ZM188 115V116H189ZM196 115H198V114H196ZM202 115V114H201ZM205 115L206 116H208V115H210V113L208 112V111H206L205 112ZM223 115V114H222ZM235 115V114H234ZM239 115V114H238ZM147 116V115H146ZM153 116V115H152ZM178 116V115H177ZM176 116V117H177ZM182 116H184V115H182ZM221 116V115H220ZM224 116V115H223ZM243 116V115H242ZM174 117V116H173ZM211 117V116H210ZM214 117V116H213ZM233 117V116H232ZM236 116H234L233 118H235ZM246 117V116H245ZM245 117L242 119V120H244L245 119ZM251 117V116H250ZM250 117H248V119L250 118ZM164 118V117H163ZM190 118H192V116L190 117ZM206 118V117H205ZM205 118H203V119H205ZM221 118V117H220ZM224 118V117H223ZM222 118V119H223ZM200 119H202V118H200ZM251 119V118H250ZM189 120V119H188ZM194 120H196L195 119V117H194ZM225 120V119H224ZM223 120V121H224ZM173 121V120H172ZM210 121V120H209ZM229 121V120H228ZM202 122V121H201ZM243 122V121H242ZM194 123H196V122H193L192 124H194ZM204 123V122H203ZM208 123H212V122H208ZM226 123V122H225ZM200 124H202V123H200ZM196 125V124H195ZM205 125V124H204ZM210 125V124H209ZM225 125V124H224ZM234 125H235V123H234ZM258 125H259V123H258ZM226 127L227 126H230L229 125V123H228V125H225ZM7 127V126H6ZM168 127V126H167ZM213 127V126H212ZM222 127V126H221ZM232 127V126H231ZM240 127L241 126H239V127H237V129L238 130H240ZM244 127V126H243ZM243 127H241V129L243 128ZM253 127V126H252ZM8 128V127H7ZM175 128V127H174ZM177 128V127H176ZM185 128V127H184ZM188 128V126L185 128V130ZM207 128V127H206ZM209 128H211V127H209ZM223 128V127H222ZM222 128H220V129H222ZM217 129V128H216ZM225 129V128H224ZM245 129V128H244ZM258 129V128H257ZM11 130V129H10ZM184 130V129H183ZM173 131V130H172ZM207 131H208V129H207ZM226 131V130H225ZM246 131V132H247ZM8 132V131H7ZM178 132H180V130H178ZM183 131L181 130V133H182ZM216 132H219V129H218V131H216ZM229 132V131H228ZM6 133V132H5ZM174 133V132H173ZM181 133H177L178 135H180ZM205 133H206V130H205ZM213 133V132H212ZM222 133H223V130H222ZM222 133H219V134H222ZM176 134V133H175ZM211 134V132H209V134H208V136ZM223 134H225V133H223ZM223 134H222V136H223ZM6 135V134H5ZM216 135H218V134H216ZM191 136V135H190ZM213 136V135H212ZM211 136V137H212ZM243 136H245V135H243ZM258 136V137H257ZM204 137V136H203ZM219 137V136H218ZM217 137V138H218ZM226 137V136H225ZM246 137H249V136H246ZM253 137V138H254ZM183 138V137H182ZM205 138V137H204ZM216 138V137H215ZM244 138V137H243ZM249 138H251V137H249ZM259 138V139H258ZM3 140H4V138H2ZM10 139V138H9ZM188 139V138H187ZM208 139H210L209 137H208ZM220 139H222V138H220ZM226 139V138H225ZM228 139V138H227ZM227 139H226V141H227ZM238 139V138H237ZM252 139V138H251ZM253 140V139H252ZM187 141V140H186ZM220 141V140H219ZM223 141V140H222ZM225 141V140H224ZM244 141H245V139H244ZM257 141V142H258ZM14 142V141H13ZM256 142V143H257ZM187 143H188V141H187ZM244 143V142H243ZM225 144V143H224ZM233 144V143H232ZM231 144V145H232ZM255 144V143H254ZM1 145V144H0ZM236 146V145H235ZM240 146V145H239ZM254 146V145H253ZM261 146H264V145H261ZM258 147H260V146H258ZM239 149H240V147H238ZM261 148V147H260ZM231 149V148H230ZM234 149H236V147L234 148ZM228 150V149H227ZM237 150V149H236ZM255 150V149H254ZM232 150H230V154L232 153L231 152ZM264 151V150H263ZM226 152V151H225ZM187 153V152H186ZM210 153V152H209ZM249 153H251V152H249ZM249 153H248V155H249ZM220 154V153H219ZM230 154H228L227 153V155H230ZM252 154V153H251ZM211 155H213V154H211ZM139 156V155H138ZM223 156V155H222ZM245 156V155H244ZM243 156V157H244ZM250 156V155H249ZM249 156H247V157H249ZM252 156H253V154H252ZM257 156V155H256ZM259 156H262V155H259ZM203 157V156H202ZM212 157H214V156H212ZM227 157V156H226ZM229 157V156H228ZM126 158V157H125ZM222 158V157H221ZM213 159V158H212ZM212 159H210L211 161H212ZM247 159V158H246ZM253 159H254V157H253ZM258 158H256L255 160H253L252 162H249L250 160H242V158H241V160L240 161H243V163L247 166L246 167V169L245 168H243L244 166V164L242 165V163H240V162H236V164H233V165H231L229 162H228V164H230L231 166L228 168H220L219 170L222 172L221 173V179L222 180H224V183H225V181H230V182H232L233 183V185H231L230 187H228V188H226V189H224V188H218L216 191H215V189H214V191L215 192H218V194L220 195V196H224V197H231L232 198V196H233V194L234 193H236L237 191V189L236 188H240L241 187V185L242 186H246V185H244V183H246V181L248 182H250L251 184H249V186L251 187V190L253 189V191H254V189L255 188H258L260 185H262V186H264V159L263 160H257ZM188 160V159H187ZM221 160H223V158L221 159ZM220 160V161H221ZM238 160V159H237ZM237 160H235V161H237ZM206 161H209V160H206ZM214 161V160H213ZM228 161V160H227ZM233 161V160H232ZM231 161V162H232ZM188 162V161H187ZM216 162H218V161H216ZM224 162V161H223ZM209 163V162H208ZM219 163V162H218ZM235 163V162H234ZM138 164V163H137ZM205 164V163H204ZM220 164H221V162H220ZM224 164H225V162H224ZM223 164V165H224ZM118 165V164H117ZM140 165V164H139ZM138 165V166H139ZM217 165V164H216ZM222 165V164H221ZM222 165V166H223ZM144 166V165H143ZM209 166H211V165H208V168H211V167H209ZM218 166H220L219 164H218ZM241 166H243V167H241ZM204 167H205V165H204ZM137 168V167H136ZM141 168H142V166H141ZM143 168H145V167H143ZM142 168V169H143ZM207 168V170H209ZM139 169H140V167H139ZM141 169V170H142ZM141 170H140V172H141ZM145 170V169H144ZM223 170V171H222ZM240 171V172H239ZM139 172V173H140ZM145 172V171H144ZM144 172H143V174H144ZM209 172H211L212 173V171H209ZM236 172H239V173H241V177H237V176H235V173ZM146 173V172H145ZM219 174H220V172H219ZM212 175V174H211ZM210 175V176H211ZM239 175V174H238ZM256 175H258L259 176V178L261 179H258L259 181H256V180H254V177H256ZM144 176V175H143ZM209 176V175H208ZM213 176V175H212ZM217 176V175H216ZM218 177H220V176H218ZM262 177V178H261ZM45 179V178H44ZM150 179V178H149ZM210 179V178H209ZM216 179V178H215ZM215 179H213V181H215ZM220 179V178H219ZM252 179H253V181H252ZM218 180V179H217ZM222 180H220V181H222ZM41 181V180H40ZM47 181V180H46ZM144 181V180H143ZM205 181V180H204ZM219 181V180H218ZM42 182H45V181H43L42 180ZM229 182V183H230ZM48 183V182H47ZM47 183H45V184H47ZM45 184H43V186L45 185ZM247 184V183H246ZM214 185H216V184H214ZM228 185V184H227ZM213 186V185H212ZM220 186V185H219ZM218 186V187H219ZM248 186V185H247ZM215 187V186H214ZM220 187H223V186H220ZM225 187V186H224ZM210 188V187H209ZM208 188V189H209ZM213 188V187H212ZM249 189V188H248ZM240 190V193H242V194H244L247 190L245 189L244 191H242L241 190V188L239 189ZM250 190V191H251ZM203 191V190H202ZM201 191V192H202ZM250 191H247V192H250ZM257 190H255V192H256ZM264 191V190H263ZM247 192L245 193V194H247ZM259 192H261V191H259ZM258 192V193H259ZM254 193V192H253ZM252 193V194H253ZM213 194V193H212ZM239 194V193H238ZM250 194V193H249ZM236 195V194H235ZM254 195V194H253ZM215 196H216V194H215ZM239 196V195H238ZM250 196V195H249ZM219 197V196H218ZM223 197V198H224ZM237 197V196H236ZM235 197V198H236ZM212 198V197H211ZM213 198H215V197H213ZM238 198V197H237ZM248 198V195H247V197L245 198L246 200H245V202H244V199L242 200L243 201V203H239V204H241V206H240V208H239V210L238 211H236L235 213H234V215H235V217L237 218V217H242V218H247L246 220L244 219L243 221H244V223L242 222V220L241 221H237L236 219L233 221V219H231V221L230 222H235L234 224H232V225H234L233 227H237L238 228V225H240L239 227L240 228H244V230L246 231V232H249L251 229L253 230L254 228H256L255 226H261V227H264V207H261V205L260 206H258V205H256V203L255 202H257V201H254V199L253 198H255V197H251L252 198V201H249V199H247ZM216 199H218V198H216ZM220 199H222V197L220 198ZM227 199V198H226ZM256 199V198H255ZM36 200V199H35ZM238 200V199H237ZM251 200V199H250ZM261 200H262V198H261ZM263 200H264V198H263ZM262 200V201H263ZM219 201H221V200H219ZM33 202V201H32ZM31 202V203H32ZM225 202V201H224ZM226 202H228L227 200H226ZM236 202V201H235ZM259 202V201H258ZM222 204H220V206H222L223 205V202H221ZM229 203V202H228ZM234 203V202H233ZM232 203V204H233ZM218 204V203H217ZM263 204V203H262ZM228 205V204H227ZM219 206V207H220ZM237 206V205H236ZM264 206V205H263ZM220 208H222V207H220ZM225 208H226V206H225ZM229 208V207H228ZM227 208V209H228ZM227 209H226V211H227ZM236 209H237V207H236ZM200 210H201V208H200ZM199 209L197 210V211H200ZM234 211H235V208H234ZM232 212V211H231ZM161 213V212H160ZM216 213H217V215H218V212L216 211ZM216 213H214L215 215H216ZM131 214V213H130ZM221 214V213H220ZM125 215V214H124ZM215 215H213V218L212 219H214V217H215ZM225 215V214H224ZM211 216V215H210ZM222 216V215H221ZM230 216V215H229ZM220 217V216H219ZM232 217V216H231ZM132 218V217H131ZM217 218V217H216ZM227 218V217H226ZM16 219V218H15ZM212 219H211V221H212ZM219 219V218H218ZM217 219V220H218ZM64 220V219H63ZM214 220H216V219H214ZM216 220V221H217ZM228 220H230V219H228ZM227 220V221H228ZM56 221V220H55ZM229 222V223H230ZM64 223V222H63ZM208 223V222H207ZM210 223V222H209ZM17 224V223H16ZM189 224H191L190 222H189ZM225 225H226V223H224ZM229 225V224H228ZM194 226V225H193ZM192 226V228H196V226L195 227H193ZM212 226V225H211ZM66 227V226H65ZM189 227V226H188ZM223 227L225 228L226 226H224L223 225ZM24 228V227H23ZM67 228V227H66ZM227 228V227H226ZM231 228V227H230ZM258 228V227H257ZM260 228V227H259ZM186 230H187V228H185ZM184 229V230H185ZM189 229V228H188ZM191 229V228H190ZM199 228L197 227V230H198ZM228 229V228H227ZM1 230V229H0ZM49 231H50V229H48ZM60 230V229H59ZM229 230V229H228ZM249 230V231H248ZM5 231V230H4ZM45 231H47V230H45ZM52 231V230H51ZM50 231V232H51ZM57 231V230H56ZM82 231V230H81ZM111 231V230H110ZM191 231H194L193 229H191ZM190 231V232H191ZM200 231V230H199ZM202 231V230H201ZM234 231V230H233ZM232 231V232H233ZM2 232H3V230H2ZM62 232V231H61ZM124 232V231H123ZM127 232V231H126ZM226 232H228V231H226ZM254 233H255V231H253ZM4 233V232H3ZM5 233H6V231H5ZM26 233V232H25ZM31 232H29L28 234H30ZM58 233V232H57ZM88 233V232H87ZM110 233V232H109ZM162 233V232H161ZM166 233V232H165ZM221 233V232H220ZM235 233H236V231H235ZM259 233H262V238H264V232H260L259 231ZM32 234V233H31ZM80 234V233H79ZM122 234V233H121ZM195 234V233H194ZM200 234H201V232H200ZM199 234V235H200ZM227 235H228V233H226ZM253 234V233H252ZM257 235H258V232L256 233ZM21 235H23V234H21ZM20 235V236H21ZM25 235H27V234H25ZM35 235V234H34ZM33 234L32 235H29V236H34ZM45 235H46V232H45ZM52 235V234H51ZM54 235V234H53ZM96 235V234H95ZM160 235V234H159ZM190 235H192V234H190ZM202 235V234H201ZM207 235V234H206ZM225 235V234H224ZM230 235V234H229ZM232 235H235V234H232ZM241 236H242V234H240ZM250 235H251V232H250ZM249 235V236H250ZM254 235V234H253ZM8 236H11L10 234L8 235ZM28 236V237H29ZM107 236V235H106ZM116 236V235H115ZM127 236V235H126ZM248 236V237H249ZM260 236V235H259ZM42 237V236H41ZM44 237V236H43ZM47 237V236H46ZM49 237H51V236H49ZM48 237V238H49ZM55 237H57V235L55 236ZM140 237V236H139ZM166 237H168V236H166ZM195 237V236H194ZM227 237V236H226ZM238 237V236H237ZM1 238H3V236L1 237ZM5 238V237H4ZM13 238V237H12ZM15 238V237H14ZM19 238H21V237H19ZM32 238H34V237H31V239ZM40 238V237H39ZM60 239H61V237H59ZM68 238V237H67ZM75 238V237H74ZM95 238V237H94ZM121 238V237H120ZM133 238V237H132ZM162 238V237H161ZM206 238V237H205ZM239 238V237H238ZM250 238V237H249ZM261 238V237H260ZM16 240H18L17 238H15ZM23 239V238H22ZM22 239H20L21 241H22ZM35 239H37V237L35 238ZM34 239V240H35ZM43 239V238H42ZM57 239V238H56ZM71 239V238H70ZM79 239V238H78ZM147 239V238H146ZM164 239V238H163ZM207 239V238H206ZM223 239V238H222ZM227 239L229 240V239H231L230 238V236H229V238L227 237ZM251 239V244H249V242L247 243L248 245H250V247H252V250L251 249H249V250H251L250 252H249V257H248V259H249V263L248 264H256L255 262H259V260L258 259H260V258H262L263 259V261H264V239H262L261 241H253L252 240V238H250ZM20 240H18V241H20ZM45 240H46V238H45ZM49 240V239H48ZM51 240V239H50ZM54 240V239H53ZM72 240V239H71ZM155 239H153L152 241H154ZM174 240V239H173ZM224 240V239H223ZM255 240H257V239H255ZM5 241V240H4ZM26 241V240H25ZM24 241V242H25ZM42 241V240H41ZM55 241V240H54ZM58 241V240H57ZM56 241V242H57ZM117 241H119V240H117ZM126 241V240H125ZM156 242H157V240H155ZM155 241H154V243H155ZM232 241V240H231ZM236 241H237V239H236ZM27 242H28V240H27ZM26 242V243H27ZM43 242V241H42ZM49 242V241H48ZM67 242H68V240H67ZM69 242H71L70 240H69ZM69 242H68V244H69ZM83 242H85V241H83ZM123 242V241H122ZM147 242V241H146ZM172 242V241H171ZM170 242V243H171ZM178 241H176V243L174 244V245H177L178 243H177ZM10 243V242H9ZM35 243H36V240H35ZM43 243H45V241L43 242ZM62 243V242H61ZM79 243V242H78ZM86 243V242H85ZM92 243V242H91ZM94 243V242H93ZM106 243V242H105ZM104 243V244H105ZM114 244H115V241L113 242ZM151 243V242H150ZM149 243V244H150ZM153 243V242H152ZM151 243V244H152ZM179 243H181V242H179ZM189 243V242H188ZM234 243V242H233ZM246 243V242H245ZM12 244V243H11ZM16 244V243H15ZM21 244H22V242H21ZM37 244V243H36ZM68 244H67V247H68ZM77 244V243H76ZM81 244V243H80ZM88 244V243H87ZM108 244V243H107ZM111 244V243H110ZM109 244V245H110ZM117 244V246H119V242H117L116 243ZM115 244V245H116ZM151 244H150V246H151ZM190 244V243H189ZM188 244V245H189ZM3 245V244H2ZM31 245H33V243L31 244ZM44 245V244H43ZM54 245V244H53ZM55 245H56V243H55ZM58 245H59V243H58ZM61 245V244H60ZM59 245V246H60ZM122 245V244H121ZM134 245V244H133ZM153 245V244H152ZM159 245V244H158ZM179 245V244H178ZM234 245V244H233ZM239 245V244H238ZM242 245H246V244H242ZM242 245H239V246H242ZM16 246L18 247V244H16ZM16 246H15V248H16ZM24 245H22V247H23ZM52 246V245H51ZM59 246H57L58 248H59ZM79 247V245L77 244V245H75V247ZM85 246V245H84ZM108 246V245H107ZM134 246H136V245H134ZM154 246H156V245H154ZM153 246V247H154ZM160 246V245H159ZM184 246V248L186 247L184 244H182V247ZM230 246V245H229ZM236 246V245H235ZM238 246V247H239ZM2 247V246H1ZM12 247H14V246H12ZM31 247V246H30ZM34 248H35V245L33 246ZM32 247V248H33ZM44 247V246H43ZM60 247H62V245L60 246ZM89 247V246H88ZM96 247V246H95ZM105 247H106V245H105ZM109 247V246H108ZM181 247V246H180ZM224 247V246H223ZM226 247H228V246H226ZM237 247V246H236ZM244 247V246H243ZM246 247L247 248H249L247 245H246ZM245 247V248H246ZM9 248H11V247H9ZM34 248H33V250H34ZM40 248H42L41 246H40ZM45 248V247H44ZM48 248V247H47ZM51 248V247H50ZM54 248V247H53ZM107 248V247H106ZM111 248H114V247H111ZM118 248V247H117ZM122 248V247H121ZM146 248H150V247H146ZM183 248V249H184ZM190 248V247H189ZM192 248V247H191ZM193 248L195 249V247L193 246ZM234 248V247H233ZM242 248V247H241ZM6 249H7V247H6ZM11 249H13V248H11ZM17 249V248H16ZM28 249V248H27ZM55 249V248H54ZM61 249H64V247L63 248H61ZM60 249V250H61ZM75 249V248H74ZM119 249V248H118ZM139 249V248H138ZM145 249V248H144ZM152 249V248H151ZM154 249V248H153ZM152 249V250H153ZM157 249V248H156ZM161 249H163V252H165L164 250V248H161ZM176 249H178V248H176ZM228 249V248H227ZM18 250V249H17ZM23 250V249H22ZM24 250H25V247H24ZM77 250H78V248H76V253H77ZM84 250V249H83ZM87 250V249H86ZM107 250V249H106ZM116 250V249H115ZM122 250V249H121ZM131 250H133V249H131ZM131 250H129V251H131ZM135 250V249H134ZM140 250V249H139ZM151 250V251H152ZM155 250V249H154ZM189 250H191V249H189ZM196 250V249H195ZM7 251H8V249H7ZM13 251V250H12ZM26 251V250H25ZM29 251V250H28ZM31 251V250H30ZM35 252H36V250H34ZM38 251V250H37ZM80 251V250H79ZM85 251V250H84ZM111 251V250H110ZM119 251H120V249H119ZM146 251V250H145ZM157 252L159 251V249L158 250H156ZM162 250H160V252H161ZM167 251V250H166ZM183 251V250H182ZM186 251V250H185ZM188 251V250H187ZM225 251H226V249H225ZM231 251V250H230ZM230 251L228 250L226 253L227 254H229L230 253ZM237 251H238V249H237ZM23 252L24 251H22L21 253L23 254ZM48 252H50V251H48ZM52 252V251H51ZM75 252V251H74ZM107 253H109L108 252V250L106 251ZM117 252V254H118V251H116ZM132 252V251H131ZM130 252V253H131ZM196 252V251H195ZM229 252V253H228ZM232 252V251H231ZM236 252V251H235ZM15 253V252H14ZM19 253H20V251H19ZM18 253V254H19ZM24 253H27V251L26 252H24ZM30 253V252H29ZM42 253V252H41ZM60 253V252H59ZM72 253V252H71ZM82 253H83V251H82ZM85 253V252H84ZM101 253V252H100ZM113 253H114V251H113ZM145 253V252H144ZM151 253V252H150ZM153 253H155L154 251H153ZM153 253L151 254V255H153ZM167 253H168V251H167ZM172 254H173V252H171ZM181 254H182V252H180ZM185 252H183V254H184ZM187 253V252H186ZM185 253V254H186ZM237 253V252H236ZM241 253V252H240ZM0 254H2V256L1 257H3V255H4V253L2 252V253H0ZM62 254V253H61ZM73 254V253H72ZM78 254V253H77ZM86 254V253H85ZM88 254V256L89 255H91V253H87ZM86 254V255H87ZM112 254V253H111ZM116 254V255H117ZM141 254H142V252H141ZM158 254H160V253H158ZM165 254H166V252H165ZM170 254V253H169ZM192 254H194V253H192ZM17 255V254H16ZM28 255V254H27ZM38 254H36V256H37ZM64 255V254H63ZM71 255V254H70ZM76 255V254H75ZM81 255V254H80ZM83 256H84V254H82ZM85 255V256H86ZM110 255V254H109ZM108 255V256H109ZM114 255V254H113ZM120 255V254H119ZM163 255V254H162ZM161 255V256H162ZM224 255H226V254H224ZM223 255V256H224ZM230 256H231V258L232 257H234V256H237L236 254H229ZM229 255H227L226 257L228 258L229 257ZM21 256H23V255H21ZM25 256V255H24ZM23 256V257H24ZM44 256V255H43ZM56 256V255H55ZM57 256H58V254H57ZM74 256V255H73ZM84 256V257H85ZM93 256V255H92ZM102 256H104V255H102ZM106 256V255H105ZM118 256V255H117ZM128 256H129V254H128ZM133 256V255H132ZM137 256V255H136ZM171 256V255H170ZM173 256H174V254H173ZM173 256H172V258H173ZM176 256H177V253H176ZM210 256V255H209ZM245 256H246V254H245ZM27 257H29V256H27ZM40 257H42V255L40 256ZM110 257V256H109ZM115 257V256H114ZM134 257V256H133ZM133 257H131V259H133ZM144 257V256H143ZM142 257V258H143ZM146 257V256H145ZM153 257V256H152ZM152 257H151V261H152ZM157 257H159V256H157ZM156 257V258H157ZM180 257L181 256H179V259H180ZM183 257V256H182ZM184 257H185V255H184ZM193 257V256H192ZM225 257V256H224ZM225 257V258H226ZM33 258V257H32ZM44 259H45V257H43ZM69 256H68V260H69ZM81 258V257H80ZM88 258V257H87ZM96 258V257H95ZM119 258H120V256H119ZM125 257H123V259H124ZM129 258V257H128ZM141 258V259H142ZM149 258L150 257H148V260H149ZM162 258V257H161ZM170 258V257H169ZM194 258V257H193ZM195 258H197V257H195ZM240 258H242V257H240ZM246 258V257H245ZM4 259V258H3ZM39 259V258H38ZM49 259V258H48ZM51 259V258H50ZM53 259V258H52ZM91 259H93V258H91ZM91 259H88L89 261L91 260ZM122 259V258H121ZM154 260H155V258H153ZM158 259V258H157ZM166 259H168V258H166ZM185 259H188V256H187V258H185ZM190 259V258H189ZM192 259V258H191ZM232 259H235V258H232ZM237 259V258H236ZM238 259H239V257H238ZM242 259H244V258H242ZM7 260V259H6ZM24 260V259H23ZM54 260H55V257H54ZM62 260H64V259H62ZM67 260V261H68ZM85 260H86V258H85ZM109 260H111L112 261V259L110 258ZM162 260V259H161ZM173 260L174 259H172V261L171 262H173ZM177 260H178V258H177ZM215 260V259H214ZM224 260V259H223ZM30 261H32V260H30ZM39 261H40V259H39ZM45 261V260H44ZM43 261V262H44ZM52 261V260H51ZM50 261V262H51ZM61 261V260H60ZM59 261V262H60ZM73 261V260H72ZM83 261V260H82ZM89 261H88V263H89ZM96 261H98L97 260V258H96ZM95 261V262H96ZM127 261V260H126ZM140 261V260H139ZM142 261V260H141ZM150 261V260H149ZM163 261V260H162ZM169 261V260H168ZM185 261V260H184ZM198 261H200L199 259H198ZM197 260L195 261V262H198ZM227 261H229L228 263H227ZM235 261V260H234ZM233 260H232V262H231V260H225L224 262H226V264H231V263H233L234 262ZM241 261V260H240ZM248 261V260H247ZM25 262V261H24ZM53 262V261H52ZM69 262V261H68ZM81 262V261H80ZM79 262V263H80ZM91 263H92V260L90 261ZM108 262V261H107ZM113 262L115 263V261L113 260ZM129 262V261H128ZM137 262V261H136ZM153 262V261H152ZM158 263H160L161 264V262H159V261H157ZM194 261H193V259H192V262H190V264L192 263V264H194L193 263ZM212 262L214 263V261L212 260ZM221 262V261H220ZM219 262V263H220ZM231 262V263H230ZM239 262V261H238ZM254 262V263H253ZM262 262V261H261ZM5 263V262H4ZM14 263V262H13ZM26 263H28V262H26ZM30 263V262H29ZM28 263V264H29ZM38 263V262H37ZM54 263V262H53ZM60 263H64V262H60ZM78 263V262H77ZM167 263V262H166ZM181 263V262H180ZM184 263V262H183ZM199 263V262H198ZM222 263V262H221ZM242 263V262H241ZM241 263H239V264H241ZM244 263V262H243ZM41 264V263H40ZM48 264H50V263H48ZM52 264V263H51ZM82 264V263H81ZM95 264H97V262L95 263ZM109 264V263H108ZM110 264H111V262H110ZM113 264V263H112ZM120 264H122V263H120ZM142 264H146V263H142ZM150 264V263H149ZM173 264H174V262H173ZM175 264H177V263H175ZM179 264V263H178ZM188 264V263H187ZM202 264V263H201ZM205 264H210V262L209 263H206L205 262ZM216 264V263H215ZM235 264H236V262H235ZM246 264V263H245ZM260 264H263V263H260Z\"/></svg>","mask_w":264,"mask_h":264}]
</instances>
